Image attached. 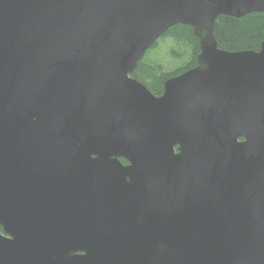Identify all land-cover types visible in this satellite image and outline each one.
Segmentation results:
<instances>
[{
  "label": "water",
  "instance_id": "1",
  "mask_svg": "<svg viewBox=\"0 0 264 264\" xmlns=\"http://www.w3.org/2000/svg\"><path fill=\"white\" fill-rule=\"evenodd\" d=\"M250 12L0 0V264H264V40L214 32ZM178 23L198 63L157 95L132 72Z\"/></svg>",
  "mask_w": 264,
  "mask_h": 264
},
{
  "label": "trees",
  "instance_id": "2",
  "mask_svg": "<svg viewBox=\"0 0 264 264\" xmlns=\"http://www.w3.org/2000/svg\"><path fill=\"white\" fill-rule=\"evenodd\" d=\"M214 32L221 48L258 50L264 40V13L250 12L242 17L221 14L216 19ZM161 42L168 48L165 58H158L154 53ZM200 51L199 37L192 26L175 24L147 50L132 75L145 83L153 93L160 95L169 77L197 65Z\"/></svg>",
  "mask_w": 264,
  "mask_h": 264
},
{
  "label": "rangeland",
  "instance_id": "3",
  "mask_svg": "<svg viewBox=\"0 0 264 264\" xmlns=\"http://www.w3.org/2000/svg\"><path fill=\"white\" fill-rule=\"evenodd\" d=\"M167 49H168L167 45L161 42L159 46L156 48V50L154 51L155 56L158 58H165L166 56H168Z\"/></svg>",
  "mask_w": 264,
  "mask_h": 264
},
{
  "label": "flooded vegetation",
  "instance_id": "4",
  "mask_svg": "<svg viewBox=\"0 0 264 264\" xmlns=\"http://www.w3.org/2000/svg\"><path fill=\"white\" fill-rule=\"evenodd\" d=\"M241 139H243V138H241ZM125 159V158H124ZM123 163L124 164H127L128 163V161L125 159V161H123ZM1 226V225H0ZM2 228V227H1Z\"/></svg>",
  "mask_w": 264,
  "mask_h": 264
}]
</instances>
